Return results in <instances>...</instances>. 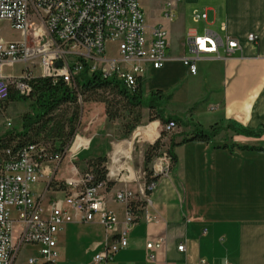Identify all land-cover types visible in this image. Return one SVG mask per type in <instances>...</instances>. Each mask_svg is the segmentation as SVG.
<instances>
[{
	"label": "crops",
	"instance_id": "crops-1",
	"mask_svg": "<svg viewBox=\"0 0 264 264\" xmlns=\"http://www.w3.org/2000/svg\"><path fill=\"white\" fill-rule=\"evenodd\" d=\"M152 2L150 27L167 26L172 39L165 66L149 70L144 80L145 96L157 90L171 95V100L163 106L165 111L183 114L188 124L191 121L194 125L177 124L178 136L173 140L179 142L186 134L210 133L229 124L251 131L264 129V0L177 2L175 11H179L180 22L185 19L184 32L172 20L164 18L166 0ZM189 7H194L192 13L196 9L208 12V22L200 24L198 33L208 29L225 37L219 27L226 23L227 35L241 46V50L230 56L221 51V59H201L196 75L190 74L181 62L188 57L187 49L190 50L186 33L195 27L191 18L193 26L185 31L188 24L185 13ZM251 34L256 38L254 43L248 40ZM178 65L182 71L186 68L182 76L175 72ZM147 85H150L148 91ZM148 116L149 111L144 113L145 118ZM81 121H84L81 135L88 142L86 148L68 159L60 176L58 172L66 158L58 168L52 163L45 164L44 176L33 190L37 194L45 192L49 199L62 198L68 191L50 188V183L77 179L86 170L87 161L99 157H107L118 165L114 169L129 170L131 174L123 182L124 188L115 190L114 186L111 191L106 190L107 207L120 222L116 229L106 233L98 219L66 225L57 236L60 257L56 264H91L104 251L105 245L121 232L126 215V206L115 203L114 197L123 189L133 191L128 183H135L133 178L143 173L130 162L122 161L131 159L134 144L130 148L126 145L128 141L115 144L102 127L109 122L103 104H84ZM147 123L140 128L143 130L140 137L153 144L161 136L163 125L158 120ZM154 128L158 136L151 142L150 131ZM216 133L209 143L191 142L175 148L178 162L172 170L168 157H161L163 170L155 167L157 175H161L157 189L149 196L150 204L146 205L139 222L130 229L129 245L116 255V264H197L201 260L205 264H264V152L218 148L239 145L264 149V134L255 138L227 135L224 130ZM117 146L121 149L116 157L118 162L114 163ZM71 160L79 164L72 165ZM141 162L144 167V158ZM146 216L153 221L147 222ZM159 239H164V244L152 251L156 258L151 261L147 245ZM181 244L184 251L178 250ZM34 251L33 255H37Z\"/></svg>",
	"mask_w": 264,
	"mask_h": 264
},
{
	"label": "built area",
	"instance_id": "built-area-1",
	"mask_svg": "<svg viewBox=\"0 0 264 264\" xmlns=\"http://www.w3.org/2000/svg\"><path fill=\"white\" fill-rule=\"evenodd\" d=\"M141 1L0 0V21L10 23L22 35L21 41H0V264H15L26 247L37 252L29 256L27 264H56L60 257L57 236L66 225L98 219L105 232L111 233L120 224L107 207L106 182L94 184L91 172L64 181L68 192L62 198L49 199L45 192L37 194L33 190L44 176L45 164L58 168L63 158L56 154L46 160L48 150L42 144L16 149L7 146L8 134L17 127L7 116L6 107L11 103L12 92L30 98L32 82L39 78L63 80L77 89L78 80L87 70L103 77L116 76L128 90H134L147 78L149 70L162 69L168 61L167 32L162 24L147 26ZM166 1L164 18L172 20L175 3L181 0ZM191 18L195 27L186 33V40L192 56L181 59L190 74L198 73L197 63L201 59H221V51L230 56L241 50L238 41L227 35L226 23L219 27L225 37L208 29L202 35L198 33V25L208 22L207 10L196 9ZM248 40L254 43L256 38L251 34ZM108 43L115 46L114 57L107 56ZM177 127L175 121H170L164 125V131L172 133ZM87 144L78 130L64 156H77ZM158 166L162 171L161 162ZM114 170L115 173L109 171L108 177L120 182L129 180L122 174L130 173L129 170ZM145 178V173L133 178L138 185L136 193L123 189L115 195L113 201L126 206L123 228L91 264H116V255L128 247V233L141 219L129 204L137 197L150 204L151 194L147 192L157 189L158 183L147 185ZM145 219L153 221L149 216ZM163 244L164 239H159L147 245L151 252L149 260L155 261L152 251ZM184 248L181 244L178 250ZM205 263L201 260L197 264Z\"/></svg>",
	"mask_w": 264,
	"mask_h": 264
},
{
	"label": "trees",
	"instance_id": "trees-1",
	"mask_svg": "<svg viewBox=\"0 0 264 264\" xmlns=\"http://www.w3.org/2000/svg\"><path fill=\"white\" fill-rule=\"evenodd\" d=\"M77 89L70 87L63 80L56 82L53 79H36L32 82L33 94L30 98L18 97L12 92L10 101H31V112L22 116L20 125L8 134L7 146L20 148L24 145L42 144L48 150L46 160L54 158L60 154L65 158L64 151L71 144L79 130L83 105L87 103H99L105 106V115L109 122H121L122 134L124 138L130 137L137 128L142 125L144 110L149 111V121H160L162 125L170 121L181 124V120L175 117H164V104L168 103L172 96L165 95L161 90L153 91L145 96L144 84L141 80L134 90H128L122 81L116 76L103 77L99 72L89 74L87 70L81 75L77 83ZM227 129L232 130L236 135L247 137H261L264 129L251 131L242 126L229 124ZM213 129L210 133L195 131L186 134L181 141L171 140L170 146L164 151L162 144L165 132L156 140L158 132L156 129L150 131V141L153 142L144 153V171L146 174V184L158 183L161 175H156L152 169L154 160L162 155L170 158L172 170L178 158L175 148L191 142L209 143L216 136ZM218 148L239 150L261 151L263 148L223 145ZM107 157H99L87 161L86 170L91 172L94 184L106 182L107 191H111L115 183L108 180ZM50 188L65 191L64 182L52 181ZM147 192V195H150ZM146 207V202L135 200L129 204L130 210L141 215L142 209Z\"/></svg>",
	"mask_w": 264,
	"mask_h": 264
},
{
	"label": "rangeland",
	"instance_id": "rangeland-1",
	"mask_svg": "<svg viewBox=\"0 0 264 264\" xmlns=\"http://www.w3.org/2000/svg\"><path fill=\"white\" fill-rule=\"evenodd\" d=\"M181 1H183V0H181ZM152 3H153L152 0H142L141 1V7H142L143 12H144L145 22H146L148 27L152 26V23H153V21L151 19L152 18L151 15L153 14L151 12ZM202 4L200 5V7L203 8ZM193 9H194V7H192V8L189 7V9H187V11H186L187 13H185V18L188 21V24L186 26L185 31L188 28H190L191 26H193V24L191 23V15H192ZM174 15H175V17L172 19V23L177 24L178 29H180V30L182 29V32H184V29H183L184 26H182V22L185 19L182 17L183 20L181 19L182 21L181 22L179 21L180 20L179 11H175ZM157 16H159V15L157 14ZM198 27L201 28L200 25H198ZM165 29L167 32L168 41H171L172 33L170 32V29L167 26L165 27ZM199 34L202 35V31H200ZM21 40H22V35L19 31L14 29L10 23H8L6 21H0V41L7 42V41H21ZM106 52H107V56L114 57L116 55L115 46L112 43H108V45L106 46ZM185 53L188 57L192 56V53L190 52L189 48L187 49V51ZM185 71H186V68H184V71H182V66H180V65H178L177 68L175 69V72L178 73L180 76L184 75ZM149 88H150V85H147L146 90L148 91ZM30 104H31V101L29 100V101H15V102H11L7 105V107H6L7 116L12 119L15 127H18L20 125V121H21V118L23 115L31 112ZM147 112H148V110L145 109L144 113H147ZM163 114H164L165 118L170 117V116L178 118L179 120H181L183 122L184 126L190 125L191 127H194V125L192 124L193 122L190 121V124H188L187 118L183 114H179V113L177 114V113H171V112L168 113L167 110L164 111ZM148 120H149L148 117L147 118L144 117L142 125L137 129H140V128H143L144 126H146L148 124L147 123ZM83 123H84V121H81L80 126H79V131L84 133ZM121 125H122L121 122H107L106 124L104 123V125L102 127H105L106 132L111 135L110 139L113 140V142H115V144H123L124 142L128 141L126 143V145H127L131 141L133 134L136 131H134L130 137H128L127 139H124L123 134H122ZM220 130H224L227 135H229L231 133L234 134V132L232 130L227 129L226 127L222 128V129L221 128L215 129V131H217V132H219ZM141 131L143 133V130L140 129V135H141ZM161 131L162 132H160L161 133L160 135H162V133L165 132L164 131V125H163V128ZM177 132H178V128L175 132H172V133L165 132L163 140L165 141L164 143H166V144H164L162 142V144L164 145V151H166L168 149V147L170 146L169 143L171 142V140L175 139V137L178 136ZM133 144H134V146H132V148H133L132 149L133 150L132 156H131V154L129 155V156H131V159L126 158V159H123L122 161L123 162L124 161L130 162L131 165L134 167V169H136V170L142 169V172L145 173L144 167L142 166L141 161H142V158H144V153H145L146 149L151 145V143L142 139L139 136L137 138V140L135 141V143H133ZM163 156L164 155H162L161 157H163ZM161 157L156 158L154 160L152 166H151L156 175L158 172H156L157 170L155 167H156V165L160 164ZM65 158L66 159L63 161V164H62L61 168L59 169L58 176H60L62 174L63 167L67 165L68 159H72L74 157L71 158V155H67ZM71 161H72V165L79 164L78 163L79 161H75V160H71ZM169 164H170V161H169ZM53 166H55V164ZM115 166H116V168L118 167V165H115ZM115 166L112 163V161L110 159H108V162H107L108 176L110 173L109 171L111 169L113 170ZM80 174H81V171H80ZM122 174H125L124 177H128L130 175V173H126V172H122ZM108 178L111 182L115 183V190H120L121 188H124L125 183L117 181L111 177H108ZM128 186L134 192L138 191L137 183H128ZM137 200L146 202L145 199H141L140 197H137ZM146 205H147V203H146ZM144 209H145V207L142 209V211H144ZM34 250L35 249L32 247H26L25 249H22V251L19 253V255L15 261V264H27V259L29 258V256L33 255V253L35 252Z\"/></svg>",
	"mask_w": 264,
	"mask_h": 264
},
{
	"label": "bare ground",
	"instance_id": "bare-ground-1",
	"mask_svg": "<svg viewBox=\"0 0 264 264\" xmlns=\"http://www.w3.org/2000/svg\"><path fill=\"white\" fill-rule=\"evenodd\" d=\"M139 136H140V129L137 130V131L133 134V138H132V140L128 143V147H129V148L133 145L134 141H135ZM120 147H121V146H117L116 151H115V153H114V156H115V158H114V163H117V162H118V160H117L116 157H117L118 152H119L120 149H121ZM114 166H115V165H114ZM157 169H160V167L158 166ZM112 172L115 173V170L113 169Z\"/></svg>",
	"mask_w": 264,
	"mask_h": 264
}]
</instances>
